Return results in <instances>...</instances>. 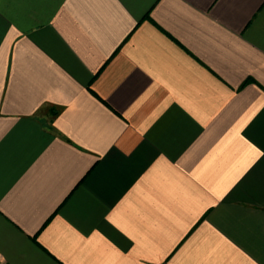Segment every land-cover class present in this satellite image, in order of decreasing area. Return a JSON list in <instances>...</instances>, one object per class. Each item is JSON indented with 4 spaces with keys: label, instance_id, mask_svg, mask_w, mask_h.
Instances as JSON below:
<instances>
[{
    "label": "crops",
    "instance_id": "obj_1",
    "mask_svg": "<svg viewBox=\"0 0 264 264\" xmlns=\"http://www.w3.org/2000/svg\"><path fill=\"white\" fill-rule=\"evenodd\" d=\"M0 264H264V0H0Z\"/></svg>",
    "mask_w": 264,
    "mask_h": 264
}]
</instances>
